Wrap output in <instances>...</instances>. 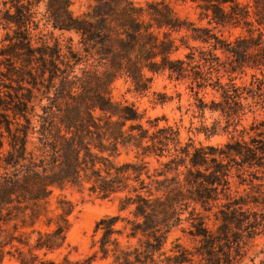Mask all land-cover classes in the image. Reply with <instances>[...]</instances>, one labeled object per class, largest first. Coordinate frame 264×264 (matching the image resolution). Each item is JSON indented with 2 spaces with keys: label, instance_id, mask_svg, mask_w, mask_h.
Returning a JSON list of instances; mask_svg holds the SVG:
<instances>
[{
  "label": "trees",
  "instance_id": "trees-1",
  "mask_svg": "<svg viewBox=\"0 0 264 264\" xmlns=\"http://www.w3.org/2000/svg\"><path fill=\"white\" fill-rule=\"evenodd\" d=\"M43 1L0 0V68L15 82L12 92L0 88V264L6 254L21 264H239L245 240L264 231L252 208L264 118L242 123L264 109V0H181L197 19L169 0H93L80 15L72 0H46L38 18ZM57 31L75 33L77 45ZM158 74L186 82L202 116L219 113L204 131L230 134L222 148L183 143L165 115L113 98L119 78L144 94ZM154 94L155 104L172 100ZM124 152L133 158L120 160ZM233 168L244 193L232 191ZM68 188L118 200L119 212L96 223L92 253L77 259L61 254L77 206ZM184 222L199 244L178 237L168 254Z\"/></svg>",
  "mask_w": 264,
  "mask_h": 264
},
{
  "label": "rangeland",
  "instance_id": "rangeland-1",
  "mask_svg": "<svg viewBox=\"0 0 264 264\" xmlns=\"http://www.w3.org/2000/svg\"><path fill=\"white\" fill-rule=\"evenodd\" d=\"M46 1V0H45ZM45 1L41 2L38 6L35 7L37 11L38 18L43 17V13L46 10ZM140 4H145L149 0H135ZM175 9L182 16H187L191 19H197V11L195 5L191 1L182 2L181 0H169ZM73 4L71 6L72 10L76 15L82 14L87 10L90 3L93 0H72ZM41 27L44 31H47L43 22H41ZM5 34V30H0V40ZM57 36H61L63 43H67L69 37L74 38V43L77 45L78 36L75 33L66 32L61 35L59 31L56 32ZM2 43L0 42V47ZM185 50L180 52V55L183 54ZM2 71V72H1ZM7 69L5 67L0 68V88L4 94L12 92V84L15 85V82L8 79ZM167 93L169 96H172V100L164 104L157 103L155 100L158 97L154 92ZM41 97V93L36 91ZM112 96L117 101L135 102L141 110H146L147 116L156 117L165 115L168 118V123L179 127L181 131V139L183 143L189 141V137H192L195 143L200 146H208L215 149L222 148L226 142L230 139V134L224 133L221 131L218 134L211 135L204 131L205 127H210L214 120L219 119V113H212L207 110L204 116H202L195 106V95L188 88L186 82H177L171 81L167 78V75L158 74L154 76V80L151 84V89L144 94H140L134 91L133 84L131 80L126 77H121L112 84ZM215 98L212 93L208 94L205 98L206 101H210ZM39 101V99L37 100ZM36 101V102H37ZM42 103H47V100L44 99ZM37 110L40 111V107H37ZM254 117L258 119L264 118V109H260L256 113L249 112L242 123L245 126H249ZM166 120H161L160 124L165 125ZM241 128V126H239ZM248 139V137H247ZM134 153L126 154L125 152L120 157V160L131 159L133 158ZM154 161L153 166H156L157 163ZM232 177L230 178L232 183V191L238 189L241 193L245 186L237 187V173L236 169L232 170ZM257 175L260 176L259 179L255 180V183H263L260 187L255 189L254 195H257L259 199L258 206H252L253 210L259 212V215L264 217V176L262 171H257ZM248 187V186H246ZM249 190V187L247 188ZM58 192V191H57ZM64 193L68 195L70 199L77 205L75 215L73 217V226L69 232V242L70 247L63 249L61 254L71 252L70 256L73 259L82 258L92 253L93 247L92 244L94 240H98L101 236V232L95 233V226L98 220L103 218L108 214H117L118 211V200L108 199L97 196L96 194H90L88 190L83 192L78 191L77 189L68 188L64 190ZM218 210V205L215 204L213 211ZM125 214V213H123ZM207 224L210 228L215 229V215L214 212H207ZM123 222H119L117 227H121ZM190 226L189 222H184L181 227L175 229L169 236L168 242L166 243L164 250L171 254L169 249L173 246V241L176 238H180V242L184 245H187L193 249L199 243L191 238L188 233L183 232L182 227L187 228ZM262 229V228H261ZM125 240V238L123 239ZM243 257L240 258L239 264H261L264 260V231L258 234L254 239L245 240L243 244ZM51 257H60V252L50 255ZM3 264H21L15 257L10 254H6ZM92 264H107L104 261H94Z\"/></svg>",
  "mask_w": 264,
  "mask_h": 264
}]
</instances>
